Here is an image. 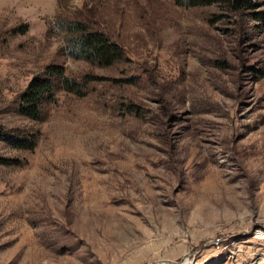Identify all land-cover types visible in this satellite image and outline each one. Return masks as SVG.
<instances>
[{"label": "rangeland", "instance_id": "1", "mask_svg": "<svg viewBox=\"0 0 264 264\" xmlns=\"http://www.w3.org/2000/svg\"><path fill=\"white\" fill-rule=\"evenodd\" d=\"M75 24L120 59L73 55ZM35 78L53 85L29 118ZM260 232L264 27L249 12L0 0V264H264Z\"/></svg>", "mask_w": 264, "mask_h": 264}, {"label": "trees", "instance_id": "2", "mask_svg": "<svg viewBox=\"0 0 264 264\" xmlns=\"http://www.w3.org/2000/svg\"><path fill=\"white\" fill-rule=\"evenodd\" d=\"M181 4L182 0H175ZM190 7H202L210 6L213 4H224L231 8L235 12H249L254 21L264 27V10L257 11L262 5L264 6V0L259 2L258 0H187ZM76 27V28H75ZM75 27L71 28V32H76L78 35L71 41L74 52L78 51L77 57H82L89 61L98 62L100 65H111L121 57L120 48L109 42L105 35L99 32H88L84 26L75 24ZM62 68L52 67L48 69V73L51 76H62ZM66 90L76 93L80 91L76 82L63 81ZM52 80H41L35 78L30 85L26 93L22 96V102L19 111L22 115L29 118H37L39 114L40 102L44 100L46 94L52 88Z\"/></svg>", "mask_w": 264, "mask_h": 264}, {"label": "bare ground", "instance_id": "3", "mask_svg": "<svg viewBox=\"0 0 264 264\" xmlns=\"http://www.w3.org/2000/svg\"><path fill=\"white\" fill-rule=\"evenodd\" d=\"M260 235H262V236H260L262 239H264V233L263 232H260L259 233ZM183 264H189V261L187 260V261H184V263Z\"/></svg>", "mask_w": 264, "mask_h": 264}]
</instances>
